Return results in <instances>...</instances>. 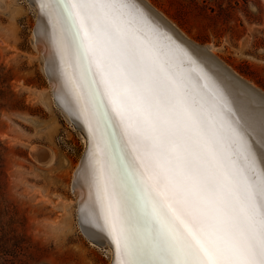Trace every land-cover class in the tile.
<instances>
[{"label":"snow or ice","instance_id":"6c2138e0","mask_svg":"<svg viewBox=\"0 0 264 264\" xmlns=\"http://www.w3.org/2000/svg\"><path fill=\"white\" fill-rule=\"evenodd\" d=\"M45 5L41 4V9ZM54 11L81 69L93 63L105 92L89 93L106 122L107 95L136 153L147 239L108 203L123 264H264V170L239 165L226 105L180 69L182 60L127 0H57ZM247 157L245 160L247 161ZM139 171V169H136Z\"/></svg>","mask_w":264,"mask_h":264},{"label":"rangeland","instance_id":"374dc122","mask_svg":"<svg viewBox=\"0 0 264 264\" xmlns=\"http://www.w3.org/2000/svg\"><path fill=\"white\" fill-rule=\"evenodd\" d=\"M129 2L218 84L240 77L264 95V0ZM38 15L29 0H0V223L14 216L16 264H112L111 247L81 228L73 183L87 139L55 100Z\"/></svg>","mask_w":264,"mask_h":264},{"label":"bare ground","instance_id":"6f19581e","mask_svg":"<svg viewBox=\"0 0 264 264\" xmlns=\"http://www.w3.org/2000/svg\"><path fill=\"white\" fill-rule=\"evenodd\" d=\"M29 2L39 14L34 33L35 44L44 57L45 73L57 105L87 139V149L76 170L73 183V191L79 201L81 228L92 241L111 247L114 255L113 264H123L126 257L117 251L105 217L108 203L111 201L113 211L126 216L127 225L134 236L140 241L147 239L146 229L141 222L144 201L139 172L143 171V167L140 161L136 160V169L139 171L129 169L121 147L114 143L118 134L120 144L127 146L125 148L128 153L127 159H135L136 153L129 144L124 126L112 111L107 95L104 96V105L111 116V122H106L98 112L95 100L89 93V86L94 76L95 87L104 94L103 80L94 63L91 72L82 71L77 54L69 43L66 33L62 31V21L54 11L57 0H29ZM42 3L45 5L43 9H41ZM127 3L138 11L129 0ZM147 21L158 31L163 42L178 54L182 60L181 71L192 82L206 86V91L215 92L222 98L226 105L225 117L237 135V142L232 146L233 158L236 162L239 165L251 163L257 172L264 170V127L257 118L264 117V95L262 96L254 86L240 77V86L230 80L222 82L223 86L218 84L210 74L189 61L161 28L148 19ZM189 45L203 58L213 59L215 65L217 64L215 57L213 58L205 48L192 43ZM236 76L235 74V78ZM245 157L248 158L247 161Z\"/></svg>","mask_w":264,"mask_h":264},{"label":"trees","instance_id":"16d2710c","mask_svg":"<svg viewBox=\"0 0 264 264\" xmlns=\"http://www.w3.org/2000/svg\"><path fill=\"white\" fill-rule=\"evenodd\" d=\"M10 217L8 223H0V264H16L19 246L16 243V230L13 227L14 216L6 210Z\"/></svg>","mask_w":264,"mask_h":264},{"label":"water","instance_id":"95a60500","mask_svg":"<svg viewBox=\"0 0 264 264\" xmlns=\"http://www.w3.org/2000/svg\"><path fill=\"white\" fill-rule=\"evenodd\" d=\"M184 41H185V40H184ZM181 42H182V41H181ZM182 43L185 44L186 46L188 45V44H187L188 42H186V41H185V43H184V42H182ZM83 233H84V232H83ZM84 234H85V233H84ZM85 235H87V234H85ZM88 239H90V238H88ZM90 240H91V239H90ZM91 241H92V240H91ZM93 242H94V243H98V242H96V241H93ZM98 244H99V243H98ZM112 264H113V263H112Z\"/></svg>","mask_w":264,"mask_h":264}]
</instances>
